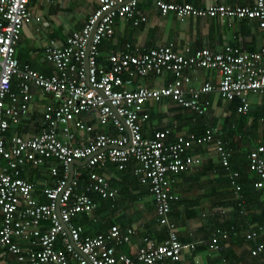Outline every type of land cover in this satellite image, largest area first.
<instances>
[{
    "label": "built area",
    "instance_id": "built-area-1",
    "mask_svg": "<svg viewBox=\"0 0 264 264\" xmlns=\"http://www.w3.org/2000/svg\"><path fill=\"white\" fill-rule=\"evenodd\" d=\"M28 1L0 0V256L14 255L19 264H67L69 259L76 264L178 262L183 243L168 214L172 202L178 199L170 188L171 175L196 163L186 150L191 145L212 143L239 205L238 172L229 166L228 149L219 130L206 128L201 134L186 132L170 138L169 129L164 128L144 136L142 123L148 117L144 104L167 99L202 115L209 103L201 96L215 93L226 101L235 99L236 113L246 114L248 96L264 94V0H252L250 5L211 3L203 7L150 0L161 15L171 12L180 20L254 19L263 34V42L255 51L230 44L211 50L188 44L177 48L171 41L148 48L124 43L123 49L106 57V65L98 61V46L113 35L115 21L125 20L137 27L146 16L138 11V0H93L94 6L79 29L68 32L63 43L50 40L43 47V60L54 70L49 75L19 63L14 56L22 26L39 20L30 12ZM198 68L216 71L217 81L192 86L188 71ZM164 73L170 78L162 85H132L135 78ZM31 85L41 94L51 95L55 103L43 106L33 135L7 136V129L18 125L29 112ZM90 113L99 126H109L113 133L93 131L81 117ZM78 132L84 135L76 141ZM82 159L88 172L87 182L79 189L81 173L72 171L68 180L69 164ZM246 159L248 170L256 177L253 187L264 189V137L249 149ZM105 161L113 162L117 169H123L129 161L136 162L132 172L147 186L156 224L165 229L162 241L144 235L135 253L129 255L116 252L115 245L129 242L132 227L110 225L102 232L81 236V226L72 220L94 208L86 191L108 200L117 194L109 179L93 170ZM46 163L53 180L42 188L44 201H40L34 194V183L22 178L20 171ZM259 234L251 228L243 237L251 243L249 254L264 264V234ZM227 235L220 231L202 243L216 250L219 239ZM186 246L192 250L195 242Z\"/></svg>",
    "mask_w": 264,
    "mask_h": 264
},
{
    "label": "crops",
    "instance_id": "crops-1",
    "mask_svg": "<svg viewBox=\"0 0 264 264\" xmlns=\"http://www.w3.org/2000/svg\"><path fill=\"white\" fill-rule=\"evenodd\" d=\"M65 1V2H64ZM188 2L193 6L203 7L211 3L223 5H250L252 0H169ZM30 12L38 16V21H31L22 26L19 41L15 45L14 56L19 63L49 75L54 72L51 65L43 60L42 49L50 40L63 43L71 30L79 29L94 6L93 0H29ZM137 9L146 18L139 26L133 27L128 21L116 20L113 35L99 43L98 61L106 65V57L123 49L124 43L148 48L171 41L175 47L188 44L191 48L205 47L217 50L223 44L238 46L246 51L257 50L263 42V34L254 19L218 17H186L177 19L173 13L161 15L150 0H138ZM191 85L197 87L203 81L215 83L217 73L214 70L198 68L188 71ZM168 73L161 76L135 78L132 85L141 84L155 87L167 82ZM32 97L29 112L18 125L9 128L7 136L14 133L31 136L37 132L41 111L48 103H55L49 94H41L31 85ZM262 96L264 94H261ZM259 94L248 96L249 108L256 107L261 113L260 138L245 151L241 150L242 138L248 136L251 125L243 122L242 116L236 113L237 101H226L215 93L201 96L207 100L206 112L202 115L173 104L170 100L160 102L148 101L144 109L148 113L142 123V134H152L164 128L169 129L170 138L176 134L192 132L201 134L206 128L221 132L222 140L228 149V161L232 170L238 172L237 183L240 186L241 200L238 205L224 169L217 159L212 143L191 145L186 150L196 159V163L184 172L171 175V191L178 199L172 202L168 218L174 223L177 237L183 243L181 259L178 262L164 264H259L258 257L251 256L248 248L251 243L243 234L255 229L262 237L264 234V189L253 187L255 175L247 169V152L264 137V98L256 99ZM247 112V113H248ZM93 127V131L113 133L109 126L97 124L93 113L82 115ZM84 133H75L76 141ZM135 161H129L123 169H117L111 161L96 165L93 170L109 179L117 194L113 200L101 199L89 192L94 199V208L83 216H76L75 222L81 226L84 235H93L106 230L110 225L121 229L129 226L133 235L129 242L115 245V251L133 255L139 246L140 238L150 236L156 242L165 237V229L156 224L151 196L147 186L140 183L133 174ZM49 164L39 167L26 166L20 171L22 178L34 183V194L40 201L43 187L50 185L53 177L48 173ZM82 170L85 164L73 165L72 171ZM79 172H81L79 170ZM45 224L46 223H42ZM227 232L226 238L219 239V247L210 250L205 243L212 234ZM194 241L195 247L190 250L187 243ZM24 244L23 241H19ZM58 244V242H57ZM1 264H19L14 255L4 253L0 256ZM67 264H76L69 259Z\"/></svg>",
    "mask_w": 264,
    "mask_h": 264
},
{
    "label": "rangeland",
    "instance_id": "rangeland-1",
    "mask_svg": "<svg viewBox=\"0 0 264 264\" xmlns=\"http://www.w3.org/2000/svg\"><path fill=\"white\" fill-rule=\"evenodd\" d=\"M255 97L256 99H260L262 97L264 98V95L262 96L261 94H259V96H255ZM260 116L261 113L258 112L257 108L254 106H252L249 112L243 116V122L249 126L251 125L250 126L251 130L248 136L242 138V144H241L242 151H245L251 144H254L256 140L260 138L261 125L263 124V122L259 120Z\"/></svg>",
    "mask_w": 264,
    "mask_h": 264
},
{
    "label": "trees",
    "instance_id": "trees-1",
    "mask_svg": "<svg viewBox=\"0 0 264 264\" xmlns=\"http://www.w3.org/2000/svg\"><path fill=\"white\" fill-rule=\"evenodd\" d=\"M232 101V100H231ZM245 115V114H244ZM244 115H240V116H242V118H243V116ZM8 131H9V128L7 129V131H6V133H8ZM248 169V168H247ZM79 170L81 171L80 173V177H79V179H78V186H80L79 187V189H81L82 187H83V185L87 182V170L88 169H86V168H84L83 170L81 169V168H79ZM249 171V170H248ZM251 172V171H250ZM237 180V177H236V179H235V181ZM236 183H237V181H236ZM238 184V183H237ZM87 194H88V196H90V198L91 199H93V197L90 195V193L89 192H86ZM240 194H241V192H240ZM242 196V195H241ZM242 198V197H241ZM93 201H94V199H93ZM95 202V201H94ZM238 202V201H237ZM239 203H240V201H239ZM263 211H264V205H263ZM80 216H83V217H85L84 216V214H80ZM75 220V218L72 220L73 222H75L74 221ZM98 232H102V231H98ZM85 233L84 232H81V236H83Z\"/></svg>",
    "mask_w": 264,
    "mask_h": 264
},
{
    "label": "water",
    "instance_id": "water-1",
    "mask_svg": "<svg viewBox=\"0 0 264 264\" xmlns=\"http://www.w3.org/2000/svg\"><path fill=\"white\" fill-rule=\"evenodd\" d=\"M126 132L128 133V130L127 129H126ZM82 163H84V159H82V160H74L72 163L69 164V176H68V180L71 177L73 165H78V164H82ZM57 211H58V209H56V212Z\"/></svg>",
    "mask_w": 264,
    "mask_h": 264
},
{
    "label": "bare ground",
    "instance_id": "bare-ground-1",
    "mask_svg": "<svg viewBox=\"0 0 264 264\" xmlns=\"http://www.w3.org/2000/svg\"><path fill=\"white\" fill-rule=\"evenodd\" d=\"M19 41V40H18ZM16 48V47H15ZM16 52V51H15Z\"/></svg>",
    "mask_w": 264,
    "mask_h": 264
}]
</instances>
